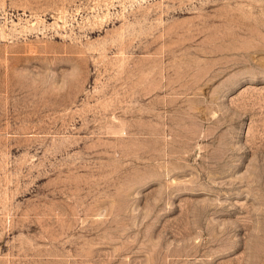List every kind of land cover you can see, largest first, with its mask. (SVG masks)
<instances>
[{
  "label": "rangeland",
  "instance_id": "obj_1",
  "mask_svg": "<svg viewBox=\"0 0 264 264\" xmlns=\"http://www.w3.org/2000/svg\"><path fill=\"white\" fill-rule=\"evenodd\" d=\"M0 264H264V0H0Z\"/></svg>",
  "mask_w": 264,
  "mask_h": 264
}]
</instances>
